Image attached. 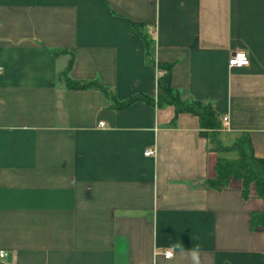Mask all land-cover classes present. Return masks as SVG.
<instances>
[{
  "label": "crops",
  "instance_id": "obj_1",
  "mask_svg": "<svg viewBox=\"0 0 264 264\" xmlns=\"http://www.w3.org/2000/svg\"><path fill=\"white\" fill-rule=\"evenodd\" d=\"M132 21L185 100L229 116L223 144L247 133L264 157V0H0V264H264L263 199L201 186L220 154L199 117L113 106L157 96ZM72 55L70 77L109 94L66 85Z\"/></svg>",
  "mask_w": 264,
  "mask_h": 264
},
{
  "label": "trees",
  "instance_id": "obj_2",
  "mask_svg": "<svg viewBox=\"0 0 264 264\" xmlns=\"http://www.w3.org/2000/svg\"><path fill=\"white\" fill-rule=\"evenodd\" d=\"M146 24L131 22L132 33L141 37L146 44V57L148 62L156 66L161 74L158 77L157 96H151L145 93H137L124 101H119L113 94L112 104L116 108H123L134 101L142 100L151 105L163 107L173 105L176 114L171 121L172 125L177 124L178 114L181 112H191L200 119L202 135L208 138L211 150L218 152L220 155L215 166L216 173L212 177L205 178L201 186L208 189H222L230 185L232 180H240L242 183V194L248 197L253 190L256 196L264 201V157L257 156L254 152L253 144L247 133H241L230 145L223 144L220 134L224 130L218 112L209 101L190 98L185 100L179 89L172 85L173 62L159 61L156 59L152 46L154 36H149L144 30ZM66 51V49H55L51 52L57 54ZM74 56L62 72V77L66 85L70 88H96L106 94L110 90L105 87L99 80L79 81L74 80L69 75L72 67ZM234 156H227L230 153ZM250 226L252 229L261 227L264 229V207L260 211H255L250 217Z\"/></svg>",
  "mask_w": 264,
  "mask_h": 264
},
{
  "label": "built area",
  "instance_id": "obj_3",
  "mask_svg": "<svg viewBox=\"0 0 264 264\" xmlns=\"http://www.w3.org/2000/svg\"><path fill=\"white\" fill-rule=\"evenodd\" d=\"M250 62V56L246 51H237L235 52L231 58L229 59V66H242V65H247ZM3 70L2 66H0V72ZM223 128L227 129L229 127L230 121H229V116L224 115L221 119ZM100 125H105V122H100ZM154 149L153 148H147L145 150V154L147 155H152L154 154ZM6 255L5 250H0V257H4ZM164 255L166 258H170L173 255V250H166L164 252Z\"/></svg>",
  "mask_w": 264,
  "mask_h": 264
},
{
  "label": "rangeland",
  "instance_id": "obj_4",
  "mask_svg": "<svg viewBox=\"0 0 264 264\" xmlns=\"http://www.w3.org/2000/svg\"><path fill=\"white\" fill-rule=\"evenodd\" d=\"M230 137V136H229ZM230 141H232V140H230ZM235 155V153H230V154H228L227 156H229V157H232V156H234Z\"/></svg>",
  "mask_w": 264,
  "mask_h": 264
}]
</instances>
